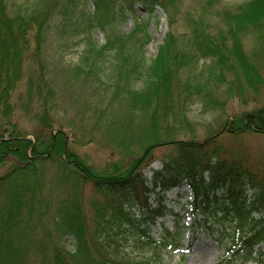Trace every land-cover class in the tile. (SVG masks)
<instances>
[{
  "label": "trees",
  "instance_id": "obj_1",
  "mask_svg": "<svg viewBox=\"0 0 264 264\" xmlns=\"http://www.w3.org/2000/svg\"><path fill=\"white\" fill-rule=\"evenodd\" d=\"M181 1L129 0L131 8L136 2L151 11L159 6L168 18L175 16L170 9L176 13ZM208 1L213 6L214 0ZM105 2L94 0L97 7ZM123 6L120 3L117 7L118 17L125 16ZM221 14L225 25L216 31L203 17L194 19L191 16L188 40L185 35L179 37L170 32L146 72L139 69L140 61L145 60L141 53L146 45L138 37L144 29L141 20L135 24L129 40L118 39L119 48L113 47L116 41L101 46L88 64L90 70L102 73L103 58L108 57L106 52L113 50V58L118 61L114 69L118 81L124 87L130 86L135 78L144 81L142 89H135L134 98L126 109L132 112L147 110L149 121L145 126L120 125L115 134L120 136L129 132L139 137L143 142L142 155L126 167L110 165L96 169L71 151L62 129L50 133L48 140L40 135L26 137L21 132L19 115L48 127L56 124L51 121L54 91L38 58L48 16L27 11L12 13L8 1L0 0V264H33L37 259L31 260V254L39 259L40 264H140L131 262L125 253L121 255L118 248L113 247L111 251L115 243L112 228L116 227L115 234H123V239L133 242L136 249H149L155 257L161 246L171 244V240L173 245L180 246V241L174 240L170 231H166L162 241H156L149 226L163 215V209H153L138 218L131 212L129 196H133L134 203L143 204L146 196L157 188L166 190L185 184L190 185L195 193L194 199L188 203L193 207V225L205 227L209 224V228L219 225L222 233L230 229L229 238L232 240L227 248L231 253L230 261L240 259L242 263L264 264V175L244 167L235 157L225 156V151L216 143L221 132L197 141L176 137L166 126L169 118L176 116L171 112L175 100L174 86L178 87L181 82L176 75L180 69L194 67L199 60H209V64L200 70L194 82H187L188 88L194 87V91L192 88L187 91L214 104L218 103L215 90L228 80L229 75L234 77L230 80V89L238 84L244 70L248 72L247 68L256 73L251 76L253 85L263 81L259 65L264 66V0H249L235 10H223ZM248 36H257L258 40V47L251 53L244 46ZM126 42L131 44L132 51H125ZM229 54L237 65L229 60ZM132 58L136 65L130 64ZM232 127L235 132L251 128L264 132V106L239 115L233 120ZM162 147L170 150V154L159 158L161 167L153 169L149 177L144 171L149 166L146 159ZM51 170H54V181L68 183L73 192L70 200L56 206L53 215L59 242L47 251V240L37 243L31 239L32 242L23 243L20 239L28 238L35 218L50 213L51 195L44 196L42 191ZM206 177H209L208 182ZM79 183L90 184L96 197L106 200L105 205L93 201L104 221L103 240L99 236L102 234L100 230L90 231L85 220ZM247 185L254 188L252 196L246 193ZM224 186L223 193H218ZM126 201L129 202L127 206ZM253 212L259 216L254 217ZM69 236L74 239L73 250L64 249L62 245V240ZM33 242L39 251L31 248ZM90 244L95 248L94 253ZM145 260L147 263L142 261L141 264L155 262Z\"/></svg>",
  "mask_w": 264,
  "mask_h": 264
},
{
  "label": "rangeland",
  "instance_id": "obj_2",
  "mask_svg": "<svg viewBox=\"0 0 264 264\" xmlns=\"http://www.w3.org/2000/svg\"><path fill=\"white\" fill-rule=\"evenodd\" d=\"M7 1L12 13L27 11L35 15L46 13L48 16L38 58L54 91L51 121L54 120L56 124L48 127L28 119L27 116L19 115L18 124L21 132L26 137L35 138L40 135L41 138L48 140L50 133L62 129L71 151L93 168L105 169L110 165L126 167L128 163L142 155L143 142L139 137L128 134L129 132L126 133L128 135L122 132L120 136L115 134L120 125L130 123L145 126L149 119L147 110L132 112L126 109L134 98L135 89H142L144 81L135 78L130 86L124 87L123 83L118 81L114 70L118 61L113 58V50L106 52L108 57L103 58L102 73L90 70L89 62L96 57L101 46L116 41L113 47L119 48L118 39L122 37L129 40L128 37L135 31V24L141 20L144 29L138 33V37L142 38L146 45L144 53H141L145 60L140 61L139 69L146 72V68L149 69V66L153 65L159 48L170 32L179 37L185 35L187 40L190 38L188 27L191 16L203 17L210 24V28L216 31L224 24L221 18L223 10L233 11L249 0H214L213 6L208 0H183L179 3L176 13L170 9L175 16L169 18L159 6L151 11L140 2H136L131 8L129 0H106L98 7L94 0ZM120 3L125 8L124 17L117 16L116 10ZM244 46L248 53L253 52L258 47L257 36H248ZM127 50L132 51V47L126 42L125 51ZM87 58L89 60L84 62ZM229 60L237 65L230 54ZM134 63L137 64L132 58L130 64ZM208 64L209 60H199L194 67L180 69L177 73L176 76L181 82L178 87L174 86L175 100L171 111L175 112L176 116L169 118L167 128L176 137L197 141L221 132L216 137V143L225 151V156L235 157L244 167L264 175V132L252 128L235 132L232 127L233 120L239 115L251 113L264 106V66L259 65L263 81L258 85H253L251 81V76L256 75L251 68H247L248 72L244 70L233 89L229 87L230 80L234 77L229 75L228 80L215 90L218 103L214 104L201 95H190L187 91L191 88L194 91V87H187V82H194L196 76L201 73L200 70L206 69ZM154 152L146 159L149 166L144 171L149 177L153 169L161 167L159 158L170 154L166 147L157 148ZM53 172L54 170H51L47 174L42 191L44 196L51 195L49 212L52 215L59 203L71 199L73 192L68 183L54 181ZM206 181H209V177H206ZM78 188L89 229L100 230L102 234L99 236L103 240L104 221L101 220L102 215H98L93 201L97 200L105 205L106 200L97 198L90 184L79 183ZM171 188L167 190L157 188L146 196L143 204L137 201L134 203L133 196H129L132 201L131 212L138 218H143L148 211L161 207L163 215L150 224V234L156 241H162L166 231H170L174 234L173 239L180 241V246L173 245L171 240V244L157 249L155 257L153 251L136 249L133 242H126L123 239V234H115L117 228L113 226L115 228L110 231L115 243L112 244L111 251L113 247L118 248L121 255L125 253L129 255L131 262L140 264L142 261L147 263L145 259H153L154 264H256L253 261L242 263L240 259L230 261L231 253L227 250L232 240L229 238L230 229L222 233L219 225L212 228H209V224L205 227L193 225V207L188 203L194 199L195 193L188 184L180 190L175 189L176 187ZM225 188L226 186L220 188L218 193H223ZM253 192L254 188L247 185L246 193L252 196ZM127 205L128 201L125 206ZM50 213L35 218L30 225L28 238L20 240L23 243H27V240L32 242L31 239L37 243L47 240L46 249L52 250V245L59 242V237L54 221L55 214L51 216ZM252 215L259 216L257 212H253ZM34 242L31 248L37 252L39 247ZM62 242L64 249L73 250L75 247L71 236L65 237ZM90 248L94 253L95 248L92 244ZM34 258L37 261L32 263L40 264L39 259L31 254V260Z\"/></svg>",
  "mask_w": 264,
  "mask_h": 264
}]
</instances>
